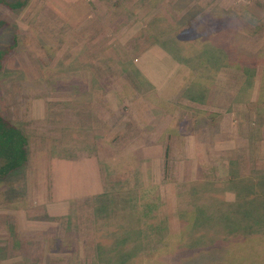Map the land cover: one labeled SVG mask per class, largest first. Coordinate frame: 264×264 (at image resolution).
I'll return each instance as SVG.
<instances>
[{
  "label": "rangeland",
  "instance_id": "rangeland-1",
  "mask_svg": "<svg viewBox=\"0 0 264 264\" xmlns=\"http://www.w3.org/2000/svg\"><path fill=\"white\" fill-rule=\"evenodd\" d=\"M27 1L19 11L0 4V20L9 24L0 48L18 36L0 72V113L29 140L26 166L0 182V264L91 263L90 221L97 213L90 199L107 191L137 208L145 230L165 228L141 264H264V215L253 211L264 212V203L250 210L245 233L236 209H226L225 221L211 217L217 203L238 202L229 176L235 163L241 179L264 174L263 67L246 76L212 56L210 67L195 72L176 62L160 45L180 30L171 9L176 0ZM217 1V11L231 8L239 18L225 44L257 50L256 42L264 43V0ZM196 77L208 89L201 101L182 97ZM251 77L254 87L247 86ZM185 106L208 111L209 119L216 114L209 122L219 126L207 128L203 115L197 125ZM169 128L179 136L170 139ZM214 139L212 152L207 146ZM195 203L212 221L200 229L179 220L184 212L191 217ZM55 236L68 237L67 251L57 252ZM193 242L198 250L188 247Z\"/></svg>",
  "mask_w": 264,
  "mask_h": 264
},
{
  "label": "trees",
  "instance_id": "trees-1",
  "mask_svg": "<svg viewBox=\"0 0 264 264\" xmlns=\"http://www.w3.org/2000/svg\"><path fill=\"white\" fill-rule=\"evenodd\" d=\"M0 4L6 6L12 11H19L28 5V1L0 0ZM217 6H219L217 0H176L173 2L171 9L175 16L179 17L176 18L177 21L174 23V28H180V30L175 31V34H173L174 32L169 34V42H160L161 47L176 62L184 66H188L193 72H195V69L199 70V68H204V63L207 67H210L212 61L209 56L214 57L216 60L218 58L220 60L224 59V66L228 67L229 69L244 72L246 76H250L251 72L256 69L257 65H261L264 70V43H262L261 40L256 42V44H259L260 42L258 45L259 48L252 51L241 48L240 46L236 47L235 45L225 44V36L234 32V25L239 22V18L237 15L233 16L234 12L233 10H231L233 13L230 11L231 8L220 12L219 10H216ZM237 14L244 16V14L241 13ZM209 22L214 24L215 28L218 29L217 36L212 35ZM7 26H9V24L6 21L0 20V32ZM219 27L222 28V30L219 29ZM185 35H187L188 38L185 39ZM151 38L152 37L148 34L144 35L145 40H150ZM17 45L18 36L14 35L12 45L8 46L7 48H0V72L5 66L7 57L13 52ZM195 53L200 56L203 55L200 59V62L199 60H195V57L193 58ZM193 63H197L198 65L196 66ZM208 69L209 68H207L205 73H207ZM211 69L214 72L218 70L216 67H212ZM202 78L203 77H196L197 83L193 84L192 87L190 85L191 88H187L185 90L183 88L182 97L186 99L187 97H190L191 99L193 98L201 101V98H204L206 91H208V89H205V86L203 85V80H201ZM251 78L252 79L248 80L247 86L249 85V87H254L255 82L253 77ZM259 88L258 101L264 103V71L261 76ZM193 89L198 90V98L193 92ZM185 108L186 110H194L195 116H198L196 121L197 125H203V122L200 120L203 121L205 119L207 122V128L209 126H219L218 121L217 124L213 123V125H211L209 122L210 120H214L216 114H212L209 119L210 114H208V111L205 113L200 112L199 109H193L191 106H185ZM202 115L204 116V119L199 118V116ZM203 131L204 129L199 131L201 132V135L203 134ZM169 135L171 137H169L170 139H174L175 137L179 136V130H170L169 128ZM215 141L216 139L210 141V145L207 146L212 152L217 149L218 141L214 143ZM28 145V137L19 127V125L7 119L0 113V182L5 181L11 175H14L16 172L20 171L26 166L29 161ZM167 157L168 151L167 155L165 156L166 161H168ZM229 176L230 183L232 185L231 191L238 196V202L234 205L228 204L225 201L217 203V205L214 206V212L211 217L216 218V215H218L220 221H225L223 218L226 209L231 208V211L236 209L235 212H237V216L242 219L243 225H245V227L242 225L243 232L245 233L247 221L250 220L248 217L251 216L250 210L254 205L261 206L264 203L260 197L261 195H264V174L256 178V181L255 178H249L247 180L241 179L239 178V164L235 163L234 170L230 172ZM197 186L198 185L194 186L195 188H193L195 191V197H199L201 194L199 191H197ZM189 187L192 188L193 184ZM255 189L259 192L257 195L255 193ZM252 195H255L253 199L248 198ZM245 196L246 198H244ZM90 201L94 202L96 206L94 208V212H96L98 216L93 214L94 216L92 215V219L90 221L91 228L94 230V239L93 245L91 243L89 248L93 249L94 252H92V256L87 255L88 262H91L89 264H141V254L145 253L146 250H149L151 240L155 237H159L161 235L163 236L165 234V228L162 225L149 226L145 230V228H143L142 217L139 215V213H136L137 208L130 206L129 203L128 205H125L121 202H118L116 200V192L108 193L107 191L102 195H97L91 198ZM129 202L132 201L129 200ZM198 205V203H195V206L193 207L194 209L191 212V217H189L190 219L186 218L190 214L184 212L182 216H179V220H181V222L186 225H189V221H191L195 223L194 228L199 227V229L202 228V226L210 224L212 221L205 215L204 211L206 210L202 207H198ZM260 208L263 209V207ZM120 209L125 210V214L123 213L121 218V223L115 227L113 232L105 233V228L113 226L110 221L113 220L112 218L114 217L118 218L117 213L120 211ZM253 211L257 213V217L259 218H261V215H264V212L260 213L257 210ZM105 212L106 214L103 216ZM145 216L146 219H148L147 215ZM232 216H235L234 213ZM51 220L56 221L55 218ZM72 221L73 220L71 218L68 224L73 225ZM159 223L162 224L160 220ZM258 223L262 224L263 220H257V225ZM215 225L217 224L215 223ZM184 233H186V231ZM77 235H80L79 231L78 234L75 233V236ZM106 237L110 238V240H108ZM67 239L68 237L65 238L64 236H55L54 244L58 253L67 251V245H69V243L66 242ZM89 240H86L84 244L87 247L90 243ZM164 243L165 240L162 242V244ZM188 245L189 248L198 250L201 244L197 245L196 242H193ZM75 253H77V251H75L73 254ZM199 253L200 252H197V256ZM87 254L89 253L87 252Z\"/></svg>",
  "mask_w": 264,
  "mask_h": 264
},
{
  "label": "crops",
  "instance_id": "crops-1",
  "mask_svg": "<svg viewBox=\"0 0 264 264\" xmlns=\"http://www.w3.org/2000/svg\"><path fill=\"white\" fill-rule=\"evenodd\" d=\"M164 66H166L167 65V62H166V64H163ZM155 77V76H154ZM155 79V78H154Z\"/></svg>",
  "mask_w": 264,
  "mask_h": 264
}]
</instances>
